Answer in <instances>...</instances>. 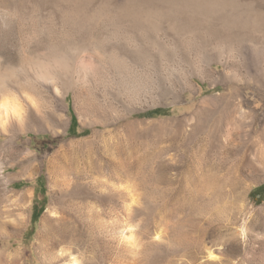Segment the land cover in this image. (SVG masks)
Instances as JSON below:
<instances>
[{"label":"rangeland","instance_id":"1","mask_svg":"<svg viewBox=\"0 0 264 264\" xmlns=\"http://www.w3.org/2000/svg\"><path fill=\"white\" fill-rule=\"evenodd\" d=\"M2 104L0 264H264V0H0Z\"/></svg>","mask_w":264,"mask_h":264},{"label":"bare ground","instance_id":"2","mask_svg":"<svg viewBox=\"0 0 264 264\" xmlns=\"http://www.w3.org/2000/svg\"><path fill=\"white\" fill-rule=\"evenodd\" d=\"M162 6V5H161ZM139 11V10H138ZM161 12V11H160ZM134 13V12H133ZM154 14V13H153ZM162 14V13H161ZM183 15V14H182ZM139 17V16H138ZM116 18V17H115ZM168 18V17H167ZM150 19V18H149ZM164 20V19H163ZM151 24V23H150ZM121 26V25H120ZM155 27V26H154ZM150 28V27H149ZM152 31V30H151ZM153 32V31H152ZM137 33V32H136ZM151 33V32H150ZM124 34V33H123ZM176 44V43H175ZM90 45V44H89ZM104 46V45H103ZM166 46V45H165ZM69 47V46H68ZM90 47V46H89ZM173 48V47H172ZM178 48V47H177ZM160 49V48H159ZM167 49V48H166ZM139 51V50H138ZM142 51V50H141ZM171 51V50H170ZM175 51V50H174ZM177 51V49H176ZM82 52V51H81ZM107 52V51H106ZM105 52V53H106ZM110 52V51H109ZM140 52V51H139ZM167 52V51H166ZM173 52V51H172ZM84 53V52H83ZM112 53V52H111ZM134 53V52H133ZM143 53V52H142ZM159 53V52H158ZM162 53V52H161ZM114 54V53H113ZM173 54V53H172ZM104 55V54H103ZM107 56V54H105ZM110 55V53H109ZM122 55V54H121ZM164 55V54H163ZM101 54L99 55V57ZM104 56V57H106ZM130 56V55H129ZM161 56V55H160ZM167 56V55H166ZM96 57V56H95ZM110 56H108L109 58ZM118 57V56H117ZM176 57V56H175ZM107 58V59H108ZM140 58V57H139ZM138 58V59H139ZM154 58V57H153ZM161 58V57H160ZM163 58V57H162ZM114 59V58H113ZM155 59V58H154ZM103 60V59H102ZM84 61V60H83ZM112 61V60H111ZM156 61V60H155ZM163 61V60H162ZM100 62V61H99ZM102 63V61H101ZM113 63V62H112ZM174 63V62H173ZM176 64V63H175ZM169 65V64H168ZM143 68V67H142ZM179 68V67H178ZM82 69V68H81ZM126 72V71H125ZM90 74V73H89ZM46 75V74H45ZM82 75V74H81ZM130 75V74H129ZM93 77V76H92ZM117 77V75H116ZM46 78V77H45ZM80 78V76H79ZM82 79V78H81ZM52 80V78H51ZM53 82V81H52ZM66 94V93H65ZM63 98H65V95H63ZM7 112L6 105L2 104L1 109H0V116H5ZM70 145V144H69ZM73 146V145H72ZM29 194L28 193H21L15 195V200L17 204L20 205V209L23 210V207L25 205L26 199L28 198ZM50 211L47 210L46 214L43 216L41 227H40V232H39V239L41 240V237L43 234L51 231L53 228L56 230H64L66 231L68 226L66 227L65 224L63 223V219L61 217H50ZM19 220L15 228H13V234H18L20 232V226L22 225L21 222H23V213L18 214ZM21 221V222H20ZM22 258L23 254L19 253L18 251L11 252L6 255V260L7 264H22ZM75 264L76 260L73 261Z\"/></svg>","mask_w":264,"mask_h":264},{"label":"trees","instance_id":"3","mask_svg":"<svg viewBox=\"0 0 264 264\" xmlns=\"http://www.w3.org/2000/svg\"><path fill=\"white\" fill-rule=\"evenodd\" d=\"M169 114V109H154L151 111H147L145 113L142 114H137L136 116L138 118H156V117H161V116H167ZM72 124H73V118H72ZM86 131H84L83 133H85ZM41 178V177H39ZM253 192H257V193H263L264 192V188L263 187H259L257 189H255ZM38 194L40 196H44L45 192L43 187L39 189ZM41 207L39 211L35 210V206L32 207V214H31V221L34 222L36 219H38V217L41 214Z\"/></svg>","mask_w":264,"mask_h":264},{"label":"flooded vegetation","instance_id":"4","mask_svg":"<svg viewBox=\"0 0 264 264\" xmlns=\"http://www.w3.org/2000/svg\"><path fill=\"white\" fill-rule=\"evenodd\" d=\"M38 196H39V197H38ZM37 200H38V201H41V199H40V195H38V194H37Z\"/></svg>","mask_w":264,"mask_h":264}]
</instances>
